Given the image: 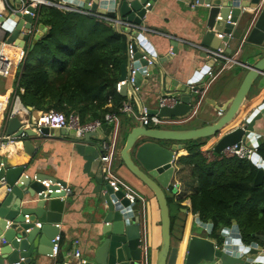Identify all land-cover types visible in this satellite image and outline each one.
<instances>
[{"label":"water","instance_id":"obj_1","mask_svg":"<svg viewBox=\"0 0 264 264\" xmlns=\"http://www.w3.org/2000/svg\"><path fill=\"white\" fill-rule=\"evenodd\" d=\"M17 1L8 0L7 2L15 10H20L21 3ZM65 1L67 3L62 4L65 8L62 7L60 10L66 13L80 10L100 11V13L114 16L117 21L142 26L143 19L151 11L156 0ZM200 1L203 4L198 12L201 20L198 26L202 33L201 46L213 50L223 48L222 43H228L230 39L228 35L232 36L240 18L243 19V15L249 13L246 9H253L259 4V0ZM147 3L148 6H146ZM26 11L35 12L32 7H27ZM31 23L32 18L29 14L16 12L10 14L8 18L0 16V24L7 34L6 44L14 43L22 48L27 42L26 32ZM109 26L114 31L124 34L126 43H131L134 53L132 62L126 59L125 64L120 66L119 81L128 77L131 69L136 70L134 87L141 88L144 74L149 75L145 80L147 85L154 84L156 77H159L162 94L157 99L156 107L148 109V116L157 115L161 119L175 122L156 128L144 127L140 123L128 125L125 129L122 148L117 153V158L123 167L151 192L156 202L159 213L160 242L153 264H166L171 242L167 197L169 195L174 197L177 193L176 185L171 182L175 170L174 155L184 148L183 143L218 136L233 122L232 130L226 132L214 145L215 155L220 154L226 146L246 140L256 142L259 138L254 128L257 122L264 121V100L258 99L251 105L244 122L236 123V117L249 99L252 85L259 76L264 75V6L256 13L253 26L246 37V42L251 45L249 53L254 57L255 62L250 66L244 65L247 73L235 96L222 106H213L216 112L221 113V116L211 124L197 129L187 128L203 114L201 109L203 94L199 87L193 84L197 85L206 74V70L198 72L196 79L189 85L182 86L172 82L161 71L150 46H145L149 52L147 59L142 58L144 55L142 50L133 42L134 37L138 40L142 39L138 32L128 35L127 30L112 24ZM46 30L42 25H38L37 33L31 43V50ZM213 31L223 34V38H217ZM224 51L226 54L231 53L228 48H224ZM175 53L176 46L173 44L171 54ZM170 57L171 55L160 62H167ZM148 60L151 66L148 65ZM168 85H170V92L165 93L164 90L168 89ZM118 93L126 98L127 104L133 100L137 106V113H140L142 104L138 93L134 92L131 85L122 86ZM163 97L175 99V105L170 108L159 107L158 100ZM20 126L17 116L1 122L5 136L15 133L14 136L18 137L21 133L18 130ZM111 126L103 125L100 130L86 135L85 140L101 133L108 136ZM164 126H173L177 129H162L161 127ZM64 131L71 136L74 135L73 131ZM49 132H51L49 129L43 130L44 135L48 136ZM24 134L26 137L21 140L22 147L30 161L36 152L33 140L42 136H36L30 130H25ZM252 164L256 165L257 169L253 185L261 186L264 180V160L256 155ZM27 165H29L28 162L18 165L10 164L0 158V181H4V185H0V264L4 261L6 264H31L39 257H50L51 241L59 234L63 211L66 203L69 202V199L64 198L63 191L55 192L59 190L55 184L58 183L64 189L66 187L64 183L40 174L28 176L25 174ZM46 180L50 182L48 187L42 184V181ZM48 190L51 193H47ZM139 208L140 204L129 205L120 191L113 192L106 185L94 211L90 247L86 252L87 260L83 264H139V245L143 235ZM35 222L41 224V227L37 228ZM211 232L210 222L200 224L192 230L187 240L183 264H264L263 232L253 234L252 237L256 242L250 244L242 241L235 221L231 222V227L223 228L217 239L211 238ZM66 259V261H53L50 264H82L72 257Z\"/></svg>","mask_w":264,"mask_h":264},{"label":"crops","instance_id":"obj_2","mask_svg":"<svg viewBox=\"0 0 264 264\" xmlns=\"http://www.w3.org/2000/svg\"><path fill=\"white\" fill-rule=\"evenodd\" d=\"M56 1L61 4L67 3L65 0ZM193 1L194 0H156L151 11L148 12L143 19L142 26L144 30L140 31V36L143 42L151 47L153 55L156 57L159 67L161 71L164 72L165 77L169 78L172 82L186 86L196 79V74L201 70L207 71V69H210L209 71L212 72L211 75L204 74L197 85L193 84V86H198L202 91L201 109L203 114L187 128L197 129L209 125L216 120V110L213 106H222L235 96L247 73V69L244 65L250 66L255 62L254 57L249 53L251 45L246 42V37L253 26L256 12L253 11V13H251L252 8L246 9V12L249 13L244 14L243 19L240 18L232 33V38H230L226 44V48L231 51V53L227 55L233 58V60L243 64V66L234 64L233 66L222 68V62H220L218 66L211 65V62L207 60L204 53L195 47L201 46L202 33L198 28L201 22L200 16H198L200 8L197 7L192 10L188 5ZM95 12L99 15L115 18L102 11V13H100V11ZM9 15L10 13L6 10L5 2L0 1V16L8 18ZM213 33L215 35L217 34L214 31ZM173 44L176 46V53L174 55L171 54ZM169 55H171V57L167 62H160V60L165 59ZM17 58L16 60L18 63L19 58ZM29 61L33 64L35 60L31 59ZM22 66L21 64L17 71V67L14 64L5 92L1 90L0 96L10 97L12 93L8 92V90L12 87L8 85L12 82L15 71H17L16 80L20 78ZM263 78L264 75L259 76L252 85L249 92V100L245 103L244 108L246 109L243 110L249 112L251 105L256 100H264V88H262L264 83ZM142 80L144 81H142V86L138 92L142 107H145L147 110L154 109L158 97L162 94L159 85V77H156L155 83L152 85H147L145 83V76H143ZM167 88L168 89L164 90L165 93L170 92V85H168ZM22 94L23 91L19 95L21 96ZM126 103L125 98L122 104ZM129 104L131 106V116L125 113H121L120 116L115 115L119 125L116 138L117 153H119L122 148L126 127L130 124H139L137 120V106L133 100H131ZM106 107L110 108V104L106 105ZM3 115L2 111H0V135L2 133L1 118ZM233 123L229 128L227 127L220 132L218 136L203 140L205 145L200 148V154L206 164L219 162V160L208 161L205 159L203 157V151L213 148L226 132L232 130ZM50 131L48 136L36 137V139L33 140L36 152L30 161L29 157L23 151L21 141L7 144L0 149V158L7 163L18 165L28 162L29 165H27L26 175L34 176L40 174L51 177L64 183L66 187L72 191V194L67 197L69 202L66 203L59 227V234L61 236L59 255L56 259L39 257L36 262H32L31 264H50L53 261H66L67 257H72L74 250H78L81 253V259L87 260L86 252L90 247L94 211L103 193V189L106 186L103 180L101 163L99 162L100 151L97 142L108 136L101 133L87 140H85V138L83 140H76L70 133L64 130ZM254 131L255 134L259 136L257 142L260 147V145L264 143V121L257 122ZM180 153H182V155ZM188 156L184 146L173 158L175 170L171 182L177 187V193L171 200L173 206L171 214L174 220V231L171 235V241L174 244L171 246L170 242V251L166 264H183L188 237L195 227L203 224L199 219V215L192 214L190 208L189 197L193 195L197 189L196 181L191 175L192 168L189 165H179L176 163L178 158H187ZM122 167L123 165L117 158L113 169L115 170L118 180L123 185L130 187L143 200V206L141 202H138V204H140L141 230L145 232V221L147 234H153L155 226L159 229V213L156 202L151 192L131 176L124 167L121 171ZM46 181L49 182V180ZM75 241H78L77 245L74 243ZM253 242H256V240L254 239ZM158 248L159 245H157L156 254ZM3 264H6L5 261Z\"/></svg>","mask_w":264,"mask_h":264},{"label":"trees","instance_id":"obj_3","mask_svg":"<svg viewBox=\"0 0 264 264\" xmlns=\"http://www.w3.org/2000/svg\"><path fill=\"white\" fill-rule=\"evenodd\" d=\"M37 22L47 30L28 52L34 63L25 61L22 66L18 81L23 91L21 103L37 111L74 114L81 123L101 120L107 113L120 116L125 98L114 86L127 59L124 34L101 19L51 7L40 9ZM20 65L15 64L17 71ZM203 140L185 142L189 156L176 162L192 168L197 184L189 197L192 214L199 215L203 224L211 223V238L215 239L235 221L242 241L250 244L253 234L264 233V180L261 186L253 185L257 169L249 162L228 159L206 164L200 154ZM258 156L264 160V143ZM169 216L172 235L170 209Z\"/></svg>","mask_w":264,"mask_h":264},{"label":"built area","instance_id":"obj_4","mask_svg":"<svg viewBox=\"0 0 264 264\" xmlns=\"http://www.w3.org/2000/svg\"><path fill=\"white\" fill-rule=\"evenodd\" d=\"M5 2L6 10L10 14H15L16 12H20L22 14H29L32 18V23L30 25V28L27 30L26 34L28 36L27 42L24 44L22 48L18 47L14 43L12 44H6L5 40L7 38V34L5 30L2 28V25L0 24V77L2 79L8 78L11 76L14 64L17 63L16 58L19 60L22 65H24V61L27 55V52L30 50L31 43L33 40L34 35L37 33V27H38V15L39 11L42 7H51V8H57L61 9L62 7L65 8V6H62L61 3L57 2L56 0H19L21 3V9L15 10L13 7L9 5V3H6L7 0H0ZM149 4L147 3L146 6ZM189 7L193 10L197 7L203 6L200 0H194L192 3L188 4ZM264 6V0H259V4L252 9L256 13ZM27 7H32L34 9V13H29L26 11ZM83 15L89 16V17H95L98 19H101L109 24H112L115 27H119L121 29L127 30L126 34L131 35L132 32H138L140 34L141 30H144L143 26H136L130 23H127L126 21H117L115 18L108 17L106 15H99L96 12L92 11H77ZM229 18V17H228ZM219 39L223 38V34H216ZM228 38H231L230 35H228ZM134 44L140 48L143 52V59H147V54L149 52L146 50L145 46L146 44L142 42V39L138 40L136 37H134ZM223 44V48H217L216 50L210 49V48H204L202 46H195L198 49H200L204 55L206 56L207 60L211 62V65H219L220 62H222V68L233 66L234 64L243 66V64L233 60V58L229 57L225 51L224 48H226V44ZM19 54H18V52ZM133 51L131 48V43L127 45V59L128 61L132 62L133 58ZM18 55V56H17ZM148 65L151 66V62L148 60ZM210 69H207L206 74L211 75L212 72L209 71ZM136 73L135 69H131L130 75L126 77L122 81H118L115 85V91L119 92L120 88L125 85H131L133 87L134 92L138 93L140 91L139 87H134V75ZM145 77H148V74H144ZM18 81L15 82V87L9 88L8 92L12 93L10 97L0 96V111L4 114L1 118V122L7 121L15 116L19 118L20 122V128L18 130L21 131L20 135L18 137H15L14 134L5 136V134L2 133L0 135V149H2L7 144H11L16 141L23 140L26 136L24 134L25 130H30L33 134L36 136H47L44 135L43 130L49 129V130H67V131H73L74 135L73 138L76 140H83L86 135L92 134L96 132L97 130H100L103 125L105 126H111V131L108 134V137H105L103 139H100L97 142L98 149L100 151L99 155V162L101 163V168L103 171V180L105 181L106 185L109 186V188L112 189L113 192H121L123 194V198H125L129 205H135L138 202H141V205L143 206V200L138 196L137 193H135L130 187L123 185L117 178L115 171L113 170L114 164L117 160V150H116V143H117V131H118V120L115 117L114 114L107 113L103 116L101 120H93L88 123H81L77 115H69L65 116L61 112L50 110L48 112L43 111H37L34 110L31 107L24 106L20 101V93L22 90L18 88ZM176 103L175 99L172 98H159L158 100V106L159 107H172ZM242 113L238 118L236 119V123L244 122L247 114V110H240ZM119 112L122 114H127L128 116H131V106L130 104H122L121 108L119 109ZM239 113V114H240ZM217 117L221 116V113L218 111L216 112ZM138 122L144 126V127H152L156 128L161 125L165 124H174L175 122L172 120L167 119H161L157 115L154 116H148V110L145 107H141L140 113L137 115ZM258 149L259 144L256 141L252 140H246V141H239L238 143H235L233 145L226 146L218 155H215L213 152V148L206 149L203 151V157L207 159L208 161L213 160H228V159H237L240 161L249 162L252 164L253 160L255 159V156L258 155ZM256 167V165H253ZM262 166V165H260ZM42 184L45 187H48L50 182L42 181ZM0 185H4V181H0ZM56 187L59 188V190H56V193H59L61 191L64 192V198L69 197L72 194V191L65 187L62 189L60 185L57 183L55 184ZM47 193H51L50 190H48ZM26 222L27 216L25 217ZM35 226L37 228L41 227V224L35 223ZM141 235L140 239V261L139 264H149L148 263V248L145 243V236ZM60 242H61V236L60 234L56 235L51 243V255L50 258L56 259L59 255L60 250ZM76 245L78 244V241L74 242ZM72 257L76 260H78L80 263H84L85 260L81 259V253L78 250H74L72 253Z\"/></svg>","mask_w":264,"mask_h":264},{"label":"rangeland","instance_id":"obj_5","mask_svg":"<svg viewBox=\"0 0 264 264\" xmlns=\"http://www.w3.org/2000/svg\"><path fill=\"white\" fill-rule=\"evenodd\" d=\"M26 62L27 61H29L30 60V58L32 57V55H29V53L26 55ZM16 68V67H15ZM8 81H9V77L8 78H5V79H2L1 77H0V91L2 90V91H4L5 92V89H6V85H7V83H8ZM263 81H264V78H263ZM8 86H10V87H15V83L12 81L11 83H10V85H8ZM262 88H264V83H263V87ZM249 100V99H248ZM247 100V101H248ZM245 107V104H244V106H243V108L242 109H246V108H244ZM239 115H241V114H239ZM239 115H237V117H236V119L238 118V116ZM162 129H177V127H167V126H164V127H161ZM211 139V138H210ZM125 169V168H124ZM114 170V169H113ZM123 170V167H122V169H121V171ZM126 170V169H125ZM115 171V170H114ZM119 173V172H118ZM120 173H122V172H120ZM126 181V180H125ZM127 182V181H126ZM168 199H169V209H170V213L172 212V210H173V206H172V203H171V200H172V195H169L168 197H167ZM144 219V218H143ZM155 220H156V216H155ZM144 229H145V243H146V246H147V248H148V263L149 264H153L154 263V259H155V256H156V249H157V245H159V240H160V235H159V229L157 228V226H155V229H154V233L152 234V233H148L147 234V230H146V224H145V221H144ZM173 233V232H172ZM173 242L171 241V246H173Z\"/></svg>","mask_w":264,"mask_h":264},{"label":"clouds","instance_id":"obj_6","mask_svg":"<svg viewBox=\"0 0 264 264\" xmlns=\"http://www.w3.org/2000/svg\"><path fill=\"white\" fill-rule=\"evenodd\" d=\"M148 128H152V127H148Z\"/></svg>","mask_w":264,"mask_h":264}]
</instances>
